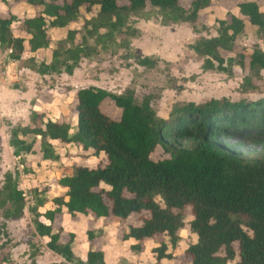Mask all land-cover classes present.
Returning <instances> with one entry per match:
<instances>
[{"label":"trees","instance_id":"16d2710c","mask_svg":"<svg viewBox=\"0 0 264 264\" xmlns=\"http://www.w3.org/2000/svg\"><path fill=\"white\" fill-rule=\"evenodd\" d=\"M0 1L7 5L6 12L0 13V50L5 61H17L39 75H71L80 59L91 55L87 37L104 45L117 35L118 46L128 48L127 38L138 32L129 23L131 17L149 20L160 16L163 25L188 23L196 30L199 11L210 4V0H191L187 7L182 0ZM20 2L40 10L17 21L15 34L11 9ZM237 7L238 13L229 20L217 21L215 36L202 37L193 45L203 59V70L245 66L243 53L232 55L236 39L244 31V18L264 42V11L257 0H244ZM82 9L88 14L95 10V14L82 17L81 25L88 34L76 42L79 31L69 26L80 21ZM55 29L66 30L64 39L57 41L50 55L40 57L38 52L52 43L50 32ZM25 53L31 56L26 59ZM134 59L145 69L156 67L159 61L153 55L135 54ZM262 69L264 51L255 45L241 92L259 90L255 80ZM159 96L154 91L138 99L134 85L121 92L80 86L70 110V120L76 117L74 131L70 132L71 122L61 117L44 119L35 112L27 125L7 123L9 145L25 174L31 173L34 160L36 164L61 162L57 148L67 145L105 160L95 166L74 164L69 173L65 166L55 170L60 177L51 182L59 192L50 199L51 208L44 197L49 185L29 186L26 194L16 169L4 173L0 234L6 236V222L19 219L27 207L33 236L42 241L29 243V261L21 264H38L42 246L61 259L49 264H105L103 250L91 243L96 236L91 229L87 230L90 243L84 259L75 255L76 234L63 229V214L73 221L88 215L123 220L141 212L148 215L137 224L126 225L121 238L135 240L130 248L138 251L147 240L161 236L152 249L155 264L177 256L178 232L184 226L196 236L185 250L189 264H264V147L261 155L243 158L219 141L228 127L246 121L256 111L264 120V98L255 102H232L225 97L201 103L175 102L163 118L155 108ZM106 99L119 110L116 118L103 111ZM4 245L0 244V264H16L3 253Z\"/></svg>","mask_w":264,"mask_h":264},{"label":"rangeland","instance_id":"374dc122","mask_svg":"<svg viewBox=\"0 0 264 264\" xmlns=\"http://www.w3.org/2000/svg\"><path fill=\"white\" fill-rule=\"evenodd\" d=\"M190 1L182 0L181 4L187 7ZM242 1L244 0H210L209 6L199 11L196 30L188 23L163 25L160 16L149 20L131 17L129 23L138 32L135 36L127 38L128 48L118 46L120 38L117 35L115 37L116 41H106L104 45L97 43L94 38L87 37L86 43L91 55L81 58L71 75L62 73L60 75L39 76L29 68L22 70V64L18 63L22 77L14 84L24 85L23 79L31 82L35 87L39 102L38 107L36 109L32 108L31 111L34 109L35 113L42 114L44 119L55 120L60 116L63 121L71 122L73 128L70 132L75 130L76 122H73L76 118L74 115L72 121L70 120L74 92L76 88L86 85H93L112 92H121L126 86L134 85L138 99L145 93L157 91L160 96L155 108L157 114L163 118H167L168 112L175 102L192 101L201 103L211 98L223 97L232 102L240 100L258 101L264 98V69L260 71V77L255 80L259 86L258 91L241 92L240 87L244 77L248 75V61L252 49L255 45H258L264 51V42L257 34L256 28L246 18L243 17L245 22L244 31L237 37L233 48L234 54H232L233 56L238 53L245 55V66L243 68L234 64L226 71L203 70L201 68L203 59L193 49V45L200 38L215 36L217 21L221 19L229 20L231 14H237V6ZM257 2L260 9L264 11V0H257ZM6 9L7 5L2 4L0 1V13L4 14ZM39 10V7L33 8L26 2H20L13 7L11 14L14 15L16 22L13 26L14 33H17L15 29L17 21L32 17ZM93 14H95V10L88 14L82 9L80 21L69 26V29L79 31V34L76 35V42L80 41L81 36L88 34L81 25L82 17ZM65 34V29L51 30L52 43L47 49L40 50L38 55L40 57L50 55L51 51L56 48L57 41L64 39ZM135 54L156 56L159 59L158 65L152 69H145L136 64ZM223 55L227 56L226 53H223ZM4 57L5 53L1 52L0 60L3 61ZM23 57L27 59L30 55L25 53ZM102 109L107 115L114 118L119 114V110L114 107L109 99L102 103ZM27 119L28 117L20 119L18 123ZM11 125L14 124L11 122ZM4 132L5 135L3 132L0 134V149L1 146L6 145V137L9 136L8 126L6 125ZM224 133L225 135L219 137V141L238 156L252 158L262 154L264 120L257 111L250 115L246 121H238L235 125L228 127ZM57 151L62 155L61 162H42L36 165L34 160L31 163L32 171L30 174L22 172L19 160L13 153H3L2 151L0 153V186L4 172L16 169L20 176V187L26 194H28L29 186L40 187L42 184L50 186L44 197L47 201L46 206L51 208L53 204L50 199L59 192L53 189L51 182L52 179L60 177V171L54 172L55 170H62L65 166L67 173H69L71 166L74 164L95 166L105 163L101 156H92L91 151L84 152L74 146L58 147ZM27 204H32L30 198H28ZM189 213L190 209L187 208L186 221L190 219ZM147 215V212H141L123 220L105 217L95 218L88 215L86 220L77 225L75 230L77 234L73 244L75 255L84 258L90 243L89 240L86 242L85 232L91 229L96 232V236L91 241L95 247L98 248L107 244L106 264H155V255L152 249L157 246L156 242L161 239V236H157L153 240H147L138 251L132 250L130 243H125L121 238L122 233L127 230L126 225L129 223L137 224ZM1 222L2 218L0 216ZM64 227H68L67 224ZM6 232V236L2 232L0 234V244L5 243L2 251L8 253L16 264L28 262L29 243L31 241L34 243L42 242L33 236L34 230L27 207L19 219L7 221ZM178 235L180 240L174 250L177 256L173 260H164L163 264H189V260L185 256V250L190 243L196 240V236L186 226L178 232ZM40 249V256L37 257L38 264H49L61 260L45 247L42 246Z\"/></svg>","mask_w":264,"mask_h":264},{"label":"crops","instance_id":"0c3cea01","mask_svg":"<svg viewBox=\"0 0 264 264\" xmlns=\"http://www.w3.org/2000/svg\"><path fill=\"white\" fill-rule=\"evenodd\" d=\"M0 54H1V50H0ZM29 55L31 56L30 53H29ZM1 61L2 60H0V62ZM1 63L3 64V67L5 68L6 74H5V77L0 81V134L3 132L5 135L4 128H5V125L7 126V123L11 124V122H12V124H14V125H16V124L27 125L30 121L31 114L33 112H35L34 109H36L38 107L39 102H38L37 97H36V91L34 89L35 87L31 82H29L28 80L25 81L23 79L22 82L24 85L18 86L16 84H14L15 81H18L19 78L22 77L21 71H20L19 66H18V62L13 61V60L6 62L5 57H4V59ZM17 68L19 71L17 70ZM22 70H27V68L23 67ZM32 108H34V109L31 111ZM25 117H28V119L18 123V121H20V119H23ZM58 117H60V116H58ZM21 123H26V124H21ZM6 139H7V142L5 141L6 145L1 146L0 153H2V151H3V153H8V152L13 153L12 148L10 147L9 142H8L9 136H8V138L6 137ZM69 146L70 145H67L64 148H67ZM26 159L29 161H32L30 156H28ZM6 171H14V170H6ZM55 172H57V171H55ZM28 174H30V173H28ZM84 220H86V217H82V218L80 217L77 221H73V220H70V218L67 215L63 214L62 219H61V225H62L63 229H65L66 232L68 231V232L75 233L77 225L83 223ZM58 224H59V222H58ZM66 224L68 227H64ZM70 226H71V228H70ZM85 233H86L85 236H86V242H87L88 241L87 232H85ZM104 235H105V232H104ZM76 238H77V234H76ZM74 242H73V244H74ZM126 242H129L130 246H131L132 244L135 243V240L128 239L125 241V243ZM106 245H104L102 247L101 246L98 247V249L101 248L104 252L105 264H106V248H107ZM73 248H74V245H73ZM46 249L49 250L48 248H46ZM88 249H89V246H88ZM40 252H41V250H40ZM50 252L53 253L52 251H50ZM54 255H56V254H54ZM84 257H85V255H84ZM81 259H84V258H81ZM55 262H57V261H55ZM37 263H39L38 259H37ZM162 264H163V262H162Z\"/></svg>","mask_w":264,"mask_h":264},{"label":"built area","instance_id":"2783aa9c","mask_svg":"<svg viewBox=\"0 0 264 264\" xmlns=\"http://www.w3.org/2000/svg\"><path fill=\"white\" fill-rule=\"evenodd\" d=\"M5 68L3 67V64L0 62V81L5 77Z\"/></svg>","mask_w":264,"mask_h":264}]
</instances>
